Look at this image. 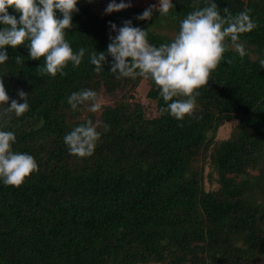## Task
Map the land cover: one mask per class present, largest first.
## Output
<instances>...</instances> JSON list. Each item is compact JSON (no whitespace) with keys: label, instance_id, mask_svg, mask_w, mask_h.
<instances>
[{"label":"trees","instance_id":"trees-1","mask_svg":"<svg viewBox=\"0 0 264 264\" xmlns=\"http://www.w3.org/2000/svg\"><path fill=\"white\" fill-rule=\"evenodd\" d=\"M92 2L99 4L78 0L73 27L65 30L74 52L86 49L79 67L69 62L67 75L40 76L43 57L31 59L26 45L6 46L0 79L11 99L23 103L18 92L28 93L29 110L0 119V130L15 133L12 150L32 155L39 171L20 187L0 180V264H264V0H215L221 15L225 8L232 15L248 10L257 27L240 34L243 58L226 38L224 60L183 121L161 111L167 104L150 77L118 79L111 56L97 73L90 55L106 52L117 34L109 22L122 27L131 20L148 30L150 44L170 43L175 36L153 27L164 19L180 26L209 0H172L167 15L154 9L146 20L136 17L159 0L101 16ZM142 81L158 116L147 117L142 101L127 93ZM83 89L111 102L96 113L90 103L73 111L68 97ZM88 119L101 132L95 151L70 155L64 137ZM231 122L228 138L214 140ZM199 160L211 166L209 177Z\"/></svg>","mask_w":264,"mask_h":264},{"label":"clouds","instance_id":"clouds-1","mask_svg":"<svg viewBox=\"0 0 264 264\" xmlns=\"http://www.w3.org/2000/svg\"><path fill=\"white\" fill-rule=\"evenodd\" d=\"M131 6V0H121L119 3L110 0L105 13L118 12ZM174 6L172 0H159V4L151 5L136 18L150 19L154 9L164 16ZM9 8L22 13L19 19L9 13ZM218 9L215 0H209L207 6L190 12L180 22V30L175 38L159 47L148 42V30L133 26L131 20L125 21L122 27L109 22L111 30L117 34L110 35L106 52L91 53L90 62L99 73L109 62L108 56H111L110 71L118 74V79L150 77L167 104L161 111L183 121L186 116L194 114L196 98L200 95L198 89L209 84L212 72L224 60V53L229 50L226 38L243 58L247 53L243 43L239 42L240 34L257 27L248 10L232 15L225 8L221 15ZM57 10L62 18L57 16ZM78 11V0H0V24L4 25L0 28V64L9 59L6 46L18 48L26 45L31 59L44 58L43 67H39L38 71L40 76L54 78L58 73L67 75L64 69L69 62L74 68L79 67L86 49L80 48L74 52L65 38V30L73 27V13ZM15 60L21 63L22 56H17ZM260 66L264 68V60H260ZM18 96L23 103L9 97L3 79H0V105H6L0 111V119H10V113L21 117L29 110L28 93L19 90ZM173 97L186 99L173 100ZM169 101L171 103H167ZM67 102L73 111L86 103H90L88 110L92 113L102 107L98 93L91 89L72 93ZM104 127L106 130L109 128L107 125ZM100 138L97 124L88 119L65 135L64 142L70 155L83 158L93 155ZM15 141L14 132L0 130V180L5 185L20 187L33 172L39 171V166L32 155L12 150Z\"/></svg>","mask_w":264,"mask_h":264},{"label":"rangeland","instance_id":"rangeland-1","mask_svg":"<svg viewBox=\"0 0 264 264\" xmlns=\"http://www.w3.org/2000/svg\"><path fill=\"white\" fill-rule=\"evenodd\" d=\"M109 2H110V0H106L102 3L101 0H99L98 5H95L93 2L92 3L95 7V11L101 16V15L106 14L105 13V7H103L104 3L108 4ZM116 2L119 3V2H121V0H116ZM124 2H128V0H124ZM149 3L146 2V4L143 5L142 3L138 2V0H131V4L138 5V6H149L148 5ZM153 29L156 30L157 32L165 34L169 37H174L179 33L180 26L175 24V23H172L171 20H169V19H164L159 25H155V27H153ZM232 46H234V45H232ZM252 56L256 57V53L253 52ZM143 83L144 82L142 81L138 89H131V91H128L127 93L134 94L137 97V99H140L142 101V104L145 106V108L147 110V112H146L147 117L151 118V117L158 116L159 109L157 106V101L151 100L145 95L147 90L145 91L146 85H145V83L144 84ZM110 100L111 99L109 96L106 97V94L102 93L99 101L101 104H108L111 102ZM71 121L73 122L72 119H71ZM2 125H3V123H2ZM232 125H233V122L228 123L224 126H221L215 133L213 132L214 133L213 134L214 140L222 141V140H225L226 138H228V136L230 134V130L232 128ZM211 135H212V133H211ZM196 164H197V166L204 168L205 178L210 176V175L208 176V173L211 170V166H209L208 164H205V166H203L204 160H199ZM196 164H193V165H196ZM254 173H256V172H254ZM206 183H207L206 184L207 188H214L215 184H216V182H213L210 185L208 181H206ZM148 264H164V263L154 262V263H148Z\"/></svg>","mask_w":264,"mask_h":264}]
</instances>
